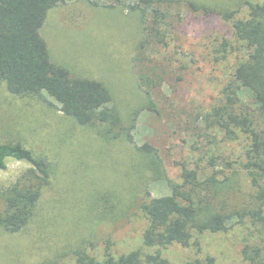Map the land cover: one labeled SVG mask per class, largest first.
Returning <instances> with one entry per match:
<instances>
[{
	"label": "rangeland",
	"instance_id": "obj_1",
	"mask_svg": "<svg viewBox=\"0 0 264 264\" xmlns=\"http://www.w3.org/2000/svg\"><path fill=\"white\" fill-rule=\"evenodd\" d=\"M191 1L217 11L206 16L190 10L187 0H174L170 13L181 15L180 21L171 18L177 22L176 44L181 49L169 53L164 84L150 97L156 112L147 109L150 98L135 63L142 30L139 12L128 6L139 0H69L49 11L41 36L51 60L76 78L106 85L134 142L110 140L99 125H77L49 91L42 97H18L0 83V143H23L45 159L53 173L31 222L18 233L0 227V264H76L77 251L102 259L106 249L115 256L140 251L141 264H147L149 254L171 264L208 258L212 264H252L245 251L264 264V202L243 167L251 138L237 129L227 137L216 127L207 129L204 121L222 104L236 55H241L235 52L223 60L217 53L224 40L235 43L218 11L240 7L242 18L245 0ZM240 98L248 105L254 101L245 88ZM145 144L156 154L139 153L137 148ZM183 166L232 176L221 189V200L236 215L227 222V231L196 236L190 247H145L147 221L139 204L147 194L169 199L168 182H182ZM29 167L9 163L0 170V189L11 186Z\"/></svg>",
	"mask_w": 264,
	"mask_h": 264
},
{
	"label": "trees",
	"instance_id": "obj_2",
	"mask_svg": "<svg viewBox=\"0 0 264 264\" xmlns=\"http://www.w3.org/2000/svg\"><path fill=\"white\" fill-rule=\"evenodd\" d=\"M67 1L0 0V83L18 97H42L49 91L64 104L77 125H99L104 137L124 138L133 143L132 131L112 105L113 96L108 87L98 81L76 78L67 68L51 60L41 29L49 11ZM194 2L187 0L188 8L195 12L202 11L209 16L217 11L215 7ZM173 3L174 0H139L138 4L128 6L140 15L142 31L135 63L140 71L141 87L149 98L154 89L164 84L163 76L169 72L171 62L169 53L175 48L181 49L176 44L177 22L171 20L175 16L180 21L181 15L177 12L171 17ZM243 6L246 13L242 18H238L240 7L218 11L230 26L235 43L224 40L217 53L223 60L235 52L241 55H236L234 71L222 92V104L205 116L204 121L207 129L216 127L227 137L235 135L234 129H237L251 138L243 167L259 200L264 202V4L245 0ZM164 64L167 69L162 67ZM145 68H149L148 71H143ZM242 88L252 92V105L242 102ZM147 109L156 112L152 98ZM132 117L134 120L135 113ZM137 150L146 155L156 154L148 144ZM15 161L30 167L11 186L0 189V227L9 233H18L31 222L53 177L50 164L23 143H0V170H6L8 164ZM152 163L157 173L158 162ZM221 173L203 174L201 169L183 166L182 182H168L172 191L169 199L143 196L139 210L147 221L144 246L167 248L178 244L190 247L196 236L227 231V222L236 214L221 200L224 198L221 189L232 182V176L222 178ZM245 255L252 264H260L247 251ZM142 261L140 251L115 256L106 249L102 259L85 251L76 252V264H141ZM213 261L212 258L197 259L188 264H212ZM145 262L171 264L159 254L146 255Z\"/></svg>",
	"mask_w": 264,
	"mask_h": 264
}]
</instances>
